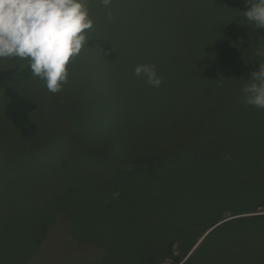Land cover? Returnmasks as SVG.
<instances>
[{
    "label": "rangeland",
    "instance_id": "1",
    "mask_svg": "<svg viewBox=\"0 0 264 264\" xmlns=\"http://www.w3.org/2000/svg\"><path fill=\"white\" fill-rule=\"evenodd\" d=\"M87 6L95 21L89 35L96 37L71 63L63 89L49 92L32 73L15 83L37 102L36 134L20 135L0 88V264L80 257L147 264L174 235L172 249L187 253L178 264H264V170H258L264 109L245 107L243 92L227 94L229 85L203 86L191 57L210 40H227L251 58L240 66H260L264 29L244 17L250 6L245 0H113L108 8L87 0ZM233 24L238 28L228 40ZM24 62L0 58V69ZM142 63L156 66L159 88L133 75ZM243 108L245 134L235 130L232 144L226 136L218 143L217 125ZM172 136L183 159L170 151L154 176L128 173V157L160 154ZM217 152L236 156L225 166L222 156L223 176L213 175L208 158ZM254 197L262 203L247 199Z\"/></svg>",
    "mask_w": 264,
    "mask_h": 264
},
{
    "label": "clouds",
    "instance_id": "2",
    "mask_svg": "<svg viewBox=\"0 0 264 264\" xmlns=\"http://www.w3.org/2000/svg\"><path fill=\"white\" fill-rule=\"evenodd\" d=\"M100 2L108 8L113 0ZM245 2L250 6L243 11L249 25L264 29V0ZM94 28L87 0H0V58L27 60L32 75L57 93L68 83L73 60L96 37L89 35ZM257 55H264V49H258ZM133 75L152 88L163 83L151 63L137 64ZM247 80L250 83L241 88L244 102L264 109V63Z\"/></svg>",
    "mask_w": 264,
    "mask_h": 264
},
{
    "label": "trees",
    "instance_id": "3",
    "mask_svg": "<svg viewBox=\"0 0 264 264\" xmlns=\"http://www.w3.org/2000/svg\"><path fill=\"white\" fill-rule=\"evenodd\" d=\"M231 0H199V2L203 3H225ZM241 0H233V4L240 3ZM238 25L232 26L230 29L232 33L228 32L227 37L228 40L231 39L235 32L237 31ZM196 37L199 31L194 27ZM250 30H255L254 26ZM227 41V40H226ZM224 40H220L219 42L215 41H208L206 45L202 47H198V53L195 54V50L191 52V57L194 58L195 68L193 72V77L199 79L200 83L203 86L209 87L213 84H225L229 85L225 89L228 91L227 94H233L238 91H241L242 86L244 83H250L247 79L251 77V73L253 71H258L259 69L256 68H243L239 64H242L243 59H251L249 55L241 51V48L233 46V42H226ZM236 42L239 44L241 43V39L237 37ZM256 58L257 55L255 53ZM259 56V55H258ZM262 63H264V55H261ZM31 69L29 66V62H24L17 64L12 67H6L0 69V88L3 89L4 96L6 98L5 104V113L8 118L12 120L13 125L19 130L20 135L23 138L31 137L36 134L38 130V124L36 120L32 116V112L37 107V102L31 98H28L26 95L22 94L20 90L16 87V82L19 80L26 79L30 77ZM242 92V91H241ZM244 96V95H243ZM245 107L248 106L246 103L243 104ZM247 110L243 108V110L237 111L233 110L230 113V117L225 120V125L218 124L216 127V138L219 143V140L222 136H226L228 138V142L232 144L234 132L239 131L243 134V126L244 122L247 119L248 115H245V111ZM221 133H220V132ZM174 133V132H173ZM173 136L171 137V139ZM183 134H179L178 132V140L183 139ZM173 139L172 142L168 144H164L163 150L160 154H153L151 157H146L145 155L141 154L140 156L135 155L128 157L126 164L129 166L128 173L137 174L141 173L146 174L148 176H154L156 171L154 169L163 168L167 165V162L164 161V155L167 152L173 151L174 155L178 159H183V151L180 148H175L173 150ZM225 154L220 153H212L208 156L209 160L214 161V173L213 175H220L223 176V169L220 170L221 163H222V156ZM226 159H223L224 166L226 162L230 159H234L236 156L232 153H227ZM242 160V162H248L251 160L250 156H246L243 154H238L237 156ZM125 165V167L127 166ZM264 170V165L258 164V170ZM220 170V171H219ZM165 174L167 173L166 168H164ZM216 173V174H215ZM246 175H243V177ZM242 177V178H243ZM218 184V183H217ZM216 184V185H217ZM250 184H254L250 183ZM256 187V185H254ZM248 200H256V204L262 203L260 201V197L254 198H247ZM241 201L242 199L239 198ZM245 200V198H244ZM234 212V211H233ZM240 212H234L233 215H238ZM260 215V214H257ZM262 215V214H261ZM255 217V215L251 216ZM225 218V217H224ZM222 218V219H224ZM247 216H243V220L246 221ZM196 223H193L191 227H194ZM179 236H172L171 239L168 241L166 239L165 250H162L159 246H157V251L161 254V257L157 260L151 256L150 260H154L155 262L147 263V264H162L165 258H172L174 264L180 263L183 258L187 255V253H183V251L175 253L172 246L174 245L175 241L178 240ZM89 250L92 248V244L86 243V246ZM198 246L197 248H199ZM84 248V247H83ZM88 250V251H89ZM86 251V252H88ZM85 252V253H86ZM83 253V254H85ZM190 257L186 259L189 260ZM184 261V262H186ZM33 264V263H32ZM42 264V263H38ZM50 264H91L83 263L82 257L78 261H70L67 259H63L60 262H54ZM101 264H120V263H108L103 262ZM136 264V263H134Z\"/></svg>",
    "mask_w": 264,
    "mask_h": 264
}]
</instances>
